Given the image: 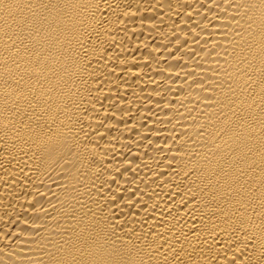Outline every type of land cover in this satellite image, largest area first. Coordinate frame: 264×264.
Here are the masks:
<instances>
[{"label":"bare ground","instance_id":"bare-ground-1","mask_svg":"<svg viewBox=\"0 0 264 264\" xmlns=\"http://www.w3.org/2000/svg\"><path fill=\"white\" fill-rule=\"evenodd\" d=\"M0 264H264V0H0Z\"/></svg>","mask_w":264,"mask_h":264}]
</instances>
